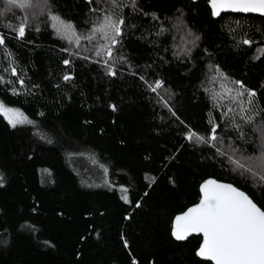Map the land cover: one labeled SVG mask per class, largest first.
I'll use <instances>...</instances> for the list:
<instances>
[{
    "label": "trees",
    "instance_id": "trees-1",
    "mask_svg": "<svg viewBox=\"0 0 264 264\" xmlns=\"http://www.w3.org/2000/svg\"><path fill=\"white\" fill-rule=\"evenodd\" d=\"M107 14L124 23L100 48ZM0 37V101L27 118L0 113V264H213L200 236H172L209 177L264 210V16H214L208 0H0Z\"/></svg>",
    "mask_w": 264,
    "mask_h": 264
},
{
    "label": "snow or ice",
    "instance_id": "snow-or-ice-1",
    "mask_svg": "<svg viewBox=\"0 0 264 264\" xmlns=\"http://www.w3.org/2000/svg\"><path fill=\"white\" fill-rule=\"evenodd\" d=\"M5 2L18 7H27L30 0H5ZM131 2L134 4L135 0ZM210 4L214 16L219 15L225 8L264 15V0H210ZM113 16L114 14L104 15L102 21L92 31L102 33L106 40H110V43L115 45L124 21L114 20ZM65 27L71 29L70 24ZM109 30L113 33L111 36L108 34ZM24 33L25 23H21L17 34L22 38ZM243 42L250 43L248 40ZM3 43V38L0 37V45ZM107 51L111 55V47H108ZM97 54H100L99 51ZM64 63L67 64L68 61ZM12 71L15 72V69L13 68ZM109 74L115 75L111 68ZM69 78L64 77L65 80ZM161 83L156 81L154 86L149 85V87L155 92L161 87ZM248 94L254 95L252 92ZM0 113L12 126L26 122L18 110L7 108L2 103H0ZM250 121L251 117L247 122ZM212 132L210 139H217L214 135L215 127ZM186 139L207 142L205 137L191 130L187 133ZM261 180H264V176ZM201 192L203 196L197 205L175 217L172 235L177 240H183L189 233H202L203 242L197 255L214 261L215 264H264V210L247 194L231 184L209 179L201 185ZM124 199L127 200V197L125 196Z\"/></svg>",
    "mask_w": 264,
    "mask_h": 264
},
{
    "label": "water",
    "instance_id": "water-1",
    "mask_svg": "<svg viewBox=\"0 0 264 264\" xmlns=\"http://www.w3.org/2000/svg\"><path fill=\"white\" fill-rule=\"evenodd\" d=\"M190 1H196V0H190ZM208 4H209V7H210V9H211V11H212V6H211V4H210V0H208ZM221 13H241V14H253V15L264 16V15H261L260 13H255V12H248V13H245V12H240V11H233V10L228 9V8L222 9V10L220 11V14H221ZM220 14H219V15H220ZM216 16H218V15H216ZM209 179L215 180V181H217V182H219V183H223V184H231V185H233L235 188L241 190L240 188L236 187L234 184H232V183H230V182H225V181L217 180V179L212 178V177L206 178V179L203 180V181L201 182V184L199 185V192H200V198H199V200H198L196 203H194V204L188 206L185 210H183L182 212L176 214V215L173 217V220H172V231H173V226H174V222H175V217L178 216V215H182V214H183L184 212H186L189 208L194 207L195 205H197V204L200 202V199H201L202 196H203V193L201 192V185H202L206 180H209ZM241 191H243V190H241ZM243 192H244L245 194H247L245 191H243ZM247 195H248V194H247ZM248 196H249V195H248ZM249 197H250V196H249ZM250 198H251V197H250ZM251 199H252V198H251ZM252 200H253V199H252ZM257 206H258V205H257ZM258 207H259V206H258ZM172 236H173V235H172ZM190 236H200V237H201V242H200L199 247H198V249H199L201 243L203 242V234H202V233H195V232H193V233H189V234L187 235V237H186L185 239H183V240H177L174 236H173V238H174L175 240H177V241H184V240H186V239H187L188 237H190ZM198 249H197V251H198ZM197 251H196V254H197ZM197 256H198V255H197ZM198 257L201 258V259H203V260H208V259H206V258H204V257H201V256H198ZM208 261H210V262H212L213 264H215L214 261H211V260H208Z\"/></svg>",
    "mask_w": 264,
    "mask_h": 264
},
{
    "label": "rangeland",
    "instance_id": "rangeland-1",
    "mask_svg": "<svg viewBox=\"0 0 264 264\" xmlns=\"http://www.w3.org/2000/svg\"><path fill=\"white\" fill-rule=\"evenodd\" d=\"M102 36V35H101ZM102 39H104V37L102 36ZM102 41V40H101ZM107 41L108 40H106V42H101L102 44L101 45H99L100 46V48H104V46H105V44L107 43ZM0 103H2L1 101H0ZM3 104V103H2ZM4 105V104H3ZM6 106V105H5ZM7 108H10V109H13V110H18V109H16V108H13V107H8V106H6ZM19 111V110H18ZM20 112V111H19ZM21 113V112H20ZM2 114V113H1ZM22 114V113H21ZM3 115V114H2ZM4 116V115H3ZM5 117V116H4ZM22 118L26 121V122H24V123H18V124H25V123H27V118L22 114ZM8 121V120H7ZM261 130L264 132V127L263 128H261ZM258 133H259V135L261 136V138H262V142L264 143V135H262L261 134V132H260V129L258 128ZM230 159H232L233 161H234V163L235 164H237V165H239V166H241L243 169H245V170H248V171H250L253 175H258L259 177H261L259 174H257L250 166H252L251 164L253 163L252 161H248V162H250V163H248V164H246V165H244V164H242V163H240L239 161H237L236 159H234L233 157H231ZM250 165V166H249Z\"/></svg>",
    "mask_w": 264,
    "mask_h": 264
}]
</instances>
